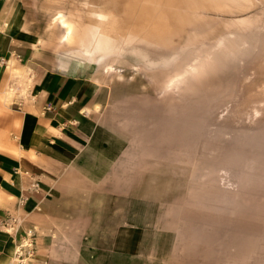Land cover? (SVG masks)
Listing matches in <instances>:
<instances>
[{
  "label": "rangeland",
  "instance_id": "obj_1",
  "mask_svg": "<svg viewBox=\"0 0 264 264\" xmlns=\"http://www.w3.org/2000/svg\"><path fill=\"white\" fill-rule=\"evenodd\" d=\"M162 1L33 3L45 42H58L57 14L82 36L94 27L106 36L104 59L91 63L96 78L171 143L175 230L154 242L162 256L153 263L264 264V0ZM231 32L246 35L242 49L206 54ZM197 54L196 69L164 90L176 62Z\"/></svg>",
  "mask_w": 264,
  "mask_h": 264
},
{
  "label": "crops",
  "instance_id": "obj_2",
  "mask_svg": "<svg viewBox=\"0 0 264 264\" xmlns=\"http://www.w3.org/2000/svg\"><path fill=\"white\" fill-rule=\"evenodd\" d=\"M33 1L0 0V264L30 227V264H155L175 230L171 143L111 101L78 44L40 38Z\"/></svg>",
  "mask_w": 264,
  "mask_h": 264
},
{
  "label": "bare ground",
  "instance_id": "obj_3",
  "mask_svg": "<svg viewBox=\"0 0 264 264\" xmlns=\"http://www.w3.org/2000/svg\"><path fill=\"white\" fill-rule=\"evenodd\" d=\"M160 3H161L160 9L161 8L164 9L169 4V0L162 1ZM100 16L102 15L100 14ZM53 20H56L59 26L62 28L61 34L58 37L59 42L74 43L75 41H77V44L79 47L78 50L82 48V50L87 52V55L89 54L90 57H93L94 54L99 52L97 57L94 56V58H92V59L96 58L95 60L99 63L101 60L104 59L105 54H106V49H107V46H106L107 43H105V39H104L106 38V36L97 32L98 29H96L95 27L91 28L90 32L86 34V37H85L77 33V31L75 30L74 24L68 19L64 18L61 14H57L56 16H54ZM247 41L248 40H247L246 35L234 33V32L226 33L224 35L219 36L217 39H215V41L211 43L207 48H204V50L207 55L210 53L219 52L220 50H225L226 52L227 49L229 50V52H232L233 54V52L239 51V49H242L245 46V43ZM201 60H202V57L197 54L191 57L190 60L184 57L180 59L179 61H177L175 68L172 71H170L169 75H167V77L164 79L163 89L167 90L168 88L175 86L177 84L175 83L176 79H179L180 83H182V80L185 79L187 72L195 70L197 63L200 62ZM74 68H75V65H74ZM109 68H111V66L106 65V70H108ZM256 111L257 110H255V112Z\"/></svg>",
  "mask_w": 264,
  "mask_h": 264
},
{
  "label": "built area",
  "instance_id": "obj_4",
  "mask_svg": "<svg viewBox=\"0 0 264 264\" xmlns=\"http://www.w3.org/2000/svg\"><path fill=\"white\" fill-rule=\"evenodd\" d=\"M13 92L22 94L19 86L13 87ZM23 95V94H22ZM16 106L20 108L21 102L14 101ZM47 105L46 107H48ZM16 219L13 215L8 214L1 219V226L7 231L14 230ZM35 255V229L33 227L27 228L21 235H19L11 257L5 264H30Z\"/></svg>",
  "mask_w": 264,
  "mask_h": 264
}]
</instances>
